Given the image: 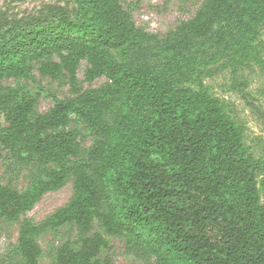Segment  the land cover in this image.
Instances as JSON below:
<instances>
[{
	"label": "trees",
	"instance_id": "16d2710c",
	"mask_svg": "<svg viewBox=\"0 0 264 264\" xmlns=\"http://www.w3.org/2000/svg\"><path fill=\"white\" fill-rule=\"evenodd\" d=\"M85 4L90 17L82 22L64 18L14 44L0 42V91L3 78L28 77L30 61L53 79L65 71L74 77L85 62V79L108 81L57 99L44 114L26 86L0 93V147L43 166L78 158L69 168L49 171L47 181L25 194L0 184V218L16 219L71 175L75 198L50 217L54 225L74 222L87 229L104 197V228L140 239L157 264H264V205L234 122L206 90L172 88L149 71L118 67L108 49L137 47L152 37L120 0ZM235 4L205 0L180 25L182 34L205 37ZM72 115L96 136L87 150L78 130H65ZM81 243L80 250L64 244L59 261L110 264L97 259L107 246L101 236ZM9 252L20 264H37L39 248L25 233Z\"/></svg>",
	"mask_w": 264,
	"mask_h": 264
},
{
	"label": "rangeland",
	"instance_id": "374dc122",
	"mask_svg": "<svg viewBox=\"0 0 264 264\" xmlns=\"http://www.w3.org/2000/svg\"><path fill=\"white\" fill-rule=\"evenodd\" d=\"M136 26L152 38L137 47L108 49L118 67L149 71L153 77L167 81L172 88L188 87L207 91L234 122L254 169L259 203L264 205V0H236L232 14L214 22L202 38L184 36L180 25L192 18L205 0H120ZM90 17L85 0H0V42L14 44L33 30L47 29L67 18L82 22ZM31 62L30 75L3 78L7 92L21 84L34 99L35 109L44 114L57 99L66 100L97 88L108 81L85 79L86 63L81 62L74 77L64 72L53 79L42 71L40 63ZM111 112L105 113L110 121ZM76 129L78 142L87 150L95 141L91 127L71 116L65 130ZM86 154L84 153V157ZM78 158L62 164L43 166L34 160L18 159L0 147V184L27 193L47 173L69 168ZM75 198L73 177L68 175L54 189L39 199L16 219L0 218V264H20L10 249L22 233L39 248L37 264H62L59 249L68 244L80 250L81 240L94 235L107 243L97 259L110 264H157L146 245L124 232H108L100 219L107 210L103 197L91 213L87 229L74 222L54 225L50 217Z\"/></svg>",
	"mask_w": 264,
	"mask_h": 264
}]
</instances>
